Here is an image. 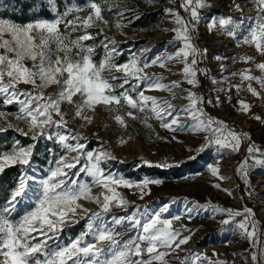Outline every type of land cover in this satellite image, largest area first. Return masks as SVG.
Returning a JSON list of instances; mask_svg holds the SVG:
<instances>
[{"label": "snow or ice", "instance_id": "1", "mask_svg": "<svg viewBox=\"0 0 264 264\" xmlns=\"http://www.w3.org/2000/svg\"><path fill=\"white\" fill-rule=\"evenodd\" d=\"M251 2L255 15L248 19L255 23L249 24L243 43L264 56V0ZM168 3L174 7L163 9V13L174 25L169 45L176 51L156 55L151 60L133 55L123 63L116 60L121 52L115 40L104 36V29L114 26L122 31L127 25L121 22L113 25L106 19L105 10L112 11L111 7H106L107 0L104 4L86 0V7L70 2L63 6V11L60 0H32L23 5L25 9L34 10L27 22L0 17V120L6 125L0 126V133L11 129L33 141L23 145L15 140L11 149L0 151V174L11 167L21 169L15 187L0 204V264H172L167 257L191 240L194 229L185 225L173 227V221L181 217L163 218V213L168 212L166 206L150 213L134 206L120 191L136 189L142 200L150 194L149 186L159 185L161 180L145 178L136 182L107 169L104 165L115 157L107 150L90 149L84 136L69 128L72 119L92 124L98 107L125 130L131 119L141 120L146 128L154 131L150 121L155 119L160 127L172 133L202 134L201 146L189 149L196 153L190 160L213 146L218 151L232 153L243 147L246 156L237 172L246 184H249L251 170L264 167V149L255 144L249 133L238 132L227 122L210 116L204 106L213 104L211 99L181 88L183 83L199 88V77L209 75L199 67L207 50L196 44V34L201 12L213 5L210 0H180L178 8L187 14L181 15L175 6L176 0H168ZM233 7L241 13L245 11L235 0ZM45 8L51 16L41 11ZM238 26L234 18L223 16H210L207 24L209 32L223 31L229 37H236ZM97 37L103 39L97 42ZM98 47L103 49L99 60L96 59ZM217 59L224 58L218 56ZM234 60L249 67L231 73V77L222 81L209 77L212 83L246 90L264 104V61L257 62L255 56ZM177 64L182 66L179 81L165 83L163 75L146 72L150 67H159L172 73ZM221 71L227 68L222 65ZM254 71L261 75H254ZM234 77H239L240 83L230 84ZM254 84L259 85V89ZM53 86L56 91L46 94ZM146 91L166 92L168 96L146 95ZM182 94L187 103L176 106L173 100ZM219 103L217 96L214 106ZM237 103L238 110L245 115L251 112V103L244 100ZM64 104L72 106L71 115L62 109ZM12 105L16 107L9 110ZM8 116L24 123L27 131L9 122ZM252 118L264 123L259 115ZM53 128L63 131L53 135L50 131ZM41 138L58 144L62 154L50 162L53 166L47 169L46 176L37 178L29 175L28 169L32 166L36 142ZM120 143L127 140L122 138ZM208 170L220 181L227 179L219 175L218 165L209 166ZM213 186L221 187L219 183ZM95 189L99 191L94 192ZM248 195L251 197L252 192ZM83 202L95 204L96 210L85 207ZM200 207L205 206L194 204L188 211L191 213ZM117 209L125 214H117ZM207 209L225 217L221 224L231 225L250 242L254 249L250 255L252 264H264V230L252 209L245 206L234 210L211 204ZM77 217L85 220L84 230L62 240L65 225L79 223ZM120 229L134 231L123 237ZM185 232L188 234L184 235ZM176 260L178 264H228L195 250L183 258L177 256Z\"/></svg>", "mask_w": 264, "mask_h": 264}, {"label": "rangeland", "instance_id": "2", "mask_svg": "<svg viewBox=\"0 0 264 264\" xmlns=\"http://www.w3.org/2000/svg\"><path fill=\"white\" fill-rule=\"evenodd\" d=\"M235 2L240 3L245 9L243 13L233 7V0H210L213 6L201 12L202 19L196 34V44L201 49L207 50V54L202 58L199 67L207 70L209 75L208 77H199L201 81L199 88H192L187 83L181 84V88L191 89L206 99H211L214 103L204 106L205 111L210 116L227 122L238 132L249 133L255 144L264 149V123L252 118L259 115L264 119V104L252 97L246 90L238 91L235 87L229 89L227 84H213L209 78L214 77L217 81H222L225 77H231V73L249 67L243 62H236L234 58L255 56L257 62L264 61V56H259L254 48L243 43L244 36L248 35L249 24L255 23L254 20L248 19L255 15L252 2L251 0H235ZM125 3L122 5L123 15L124 12L128 14L135 11L153 13L156 18V31L152 34L135 32L128 26V22H122L127 25L122 31L115 28L107 32L105 36L115 40L121 52V55L116 57L118 62H126L133 55L141 56L144 60H151L156 55L164 56L176 51V48L169 45V41L174 35L170 30L174 25L170 18L163 13V9L174 7V5L169 4L168 0H126ZM179 3L180 0H176L177 10L181 12V15H187L178 8ZM210 16L217 18L221 16L232 17L239 22L240 26L236 29V37H229L223 31L213 30L209 32L207 24ZM165 29L169 31H165ZM218 56L224 59L218 60ZM123 58L126 60L123 61ZM222 65L227 68V71H221ZM181 67L179 64L175 65L172 68V73L159 67H150L146 69V72L163 75L165 77L164 82L168 83L182 79L179 74ZM253 74L261 75L259 71H254ZM229 83L238 84L240 79L239 77L231 78ZM253 86L259 89V85L254 84ZM219 88H225V90L217 91ZM55 91L56 86H53L47 90L46 94H52ZM145 94L157 97L168 96V93L159 91H146ZM217 96L220 103L218 106H214ZM239 100H244L253 105L249 114L245 115L238 110L237 102ZM173 103L180 106L186 104L187 101L182 94L173 100ZM11 107L14 109L16 106L12 105ZM62 109L69 115L73 111L72 106L68 104H64ZM7 119L17 128L27 131L24 123L15 120L12 116H8ZM127 123L129 127L125 130L117 125L102 107H98L92 124L86 125L80 119H72L69 121V128L80 132L90 149L107 150L115 157L104 165L107 169L136 182H141L145 178L162 181L159 185H150L148 190L150 194L145 195L142 200L139 198L136 189H120V191L134 206L147 209L150 213H155L166 206L168 212L163 213V218L181 217L180 220L173 221L174 228L185 225L195 230L191 240L168 256L167 259L172 264H178L177 256L183 258L195 250L213 260L227 261L228 264H252L250 255L254 249L251 248L250 242L243 238L239 231L234 230L231 225H222L221 220L225 217L213 213L210 209L206 210V206L211 204L234 210H242L247 206L253 210L255 219L259 221L261 229L264 230V167H257L249 172V186L237 172L239 163L246 156L243 147L239 152L232 153L223 149L218 151L213 146L200 153L195 160H190L189 157L196 155V153L189 149L194 150L201 146L203 143L202 134L172 133L160 127L159 122L155 119L150 121L154 131L146 128L141 120L128 119ZM0 126H6L3 120H0ZM50 131L55 135L57 131L63 130L53 128ZM9 133L16 135L17 139L15 140H19L23 145L33 143L30 137L22 136L19 132L11 129L0 133V139H5ZM174 136L175 139H173ZM122 138L127 140V143L121 144ZM15 140L12 139V145ZM60 154H62V150L58 144L46 138L39 139L36 142L32 166L28 169V174L37 178L46 176L47 169L53 166L50 162ZM34 155L45 162L34 163ZM44 155H48L47 160H45ZM144 161L149 163L146 164ZM44 163H46L45 166H43ZM165 164L168 166H157ZM216 165L220 168L219 175L227 177V179L220 181L217 177L212 176L208 170L209 166ZM17 167L20 169V166ZM217 183L221 185L219 189L213 186ZM200 185H203L204 188ZM98 191L99 189L94 190V192ZM249 192H252L251 197L248 195ZM2 203L4 202H0V204ZM83 203L85 207L96 210L95 204ZM194 204L205 207L194 209L190 213L188 210L193 209ZM129 211L132 209L130 208ZM117 214L124 215L125 213L117 209ZM77 219L79 223L65 225L64 232L61 233L62 240L66 241L69 237H75L84 230L85 220L80 217ZM119 231L121 236L128 237L133 234L134 230L120 229ZM183 234L187 235L188 233ZM214 253L217 255H213Z\"/></svg>", "mask_w": 264, "mask_h": 264}, {"label": "trees", "instance_id": "3", "mask_svg": "<svg viewBox=\"0 0 264 264\" xmlns=\"http://www.w3.org/2000/svg\"><path fill=\"white\" fill-rule=\"evenodd\" d=\"M39 2V0H37ZM76 3L82 7H86V0H60L61 11H63V6L68 3ZM97 2L104 4V0H97ZM126 0H107L106 7H111L112 11L105 10L104 15L106 19L110 21L111 24H115L116 22H128V26L132 28L135 32L143 33V34H152L156 31L155 22L156 18L153 13H140V12H130L124 15H118V13H122V5L126 4ZM26 3H32V0H0V17L6 18H14L17 22H27L34 15L33 9H25L23 5ZM47 16H51L52 14L47 11V9H41ZM139 17V18H137ZM115 27L105 28L104 36L107 32L114 30ZM90 31H95V29H91ZM103 37H97V42H99ZM87 43H93L92 41H88ZM103 56V49L97 48V56L96 59L99 60ZM125 57V56H124ZM126 59L123 58V61ZM121 61V62H123ZM13 107L10 106L11 110ZM12 139H17V136L9 133L5 139H0V151L9 150L12 145ZM49 149V148H48ZM45 160L48 159V155H44ZM45 162L43 159L38 158V156L34 155L33 162ZM44 163L43 166H45ZM20 176L19 167H11L7 168L4 173L0 174V202H4L5 199L10 194V189L15 187L16 180Z\"/></svg>", "mask_w": 264, "mask_h": 264}, {"label": "bare ground", "instance_id": "4", "mask_svg": "<svg viewBox=\"0 0 264 264\" xmlns=\"http://www.w3.org/2000/svg\"><path fill=\"white\" fill-rule=\"evenodd\" d=\"M201 187H203L204 188V186L203 185H200ZM195 188V187H194ZM199 189V188H198ZM201 252V251H200ZM203 253V252H202Z\"/></svg>", "mask_w": 264, "mask_h": 264}]
</instances>
